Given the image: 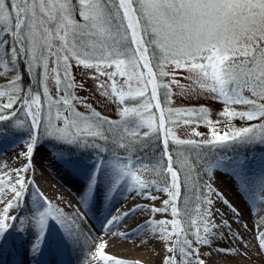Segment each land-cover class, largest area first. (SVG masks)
<instances>
[{"label":"snow or ice","instance_id":"obj_1","mask_svg":"<svg viewBox=\"0 0 264 264\" xmlns=\"http://www.w3.org/2000/svg\"><path fill=\"white\" fill-rule=\"evenodd\" d=\"M74 66L91 70L98 93L117 105L116 119L77 94L85 86ZM181 71L191 81L187 88L176 78ZM173 85L181 94L210 95L223 105L219 119L206 106L171 107ZM181 125L193 138L173 131ZM18 133L27 136L26 162L10 186L0 176V204L12 193L0 212V257L23 247L19 237L28 233L32 264H48L50 243L58 253L60 244H81L72 232L52 237L49 223H60L63 213L38 188L27 200L34 181L26 175L34 174V153L47 143L76 177L84 208L100 210L121 189L135 193L153 203L132 233H144V243L164 242L171 255L163 264H206L202 248L211 257L217 240L239 238L227 220H215L217 200L240 215L210 183L215 175L231 173L252 201L250 211L264 204V0H0V137ZM143 210L135 204L120 215L109 212L102 227L113 238H130L119 229ZM257 239L264 250V231ZM107 247L96 245L99 264H127Z\"/></svg>","mask_w":264,"mask_h":264},{"label":"bare ground","instance_id":"obj_2","mask_svg":"<svg viewBox=\"0 0 264 264\" xmlns=\"http://www.w3.org/2000/svg\"><path fill=\"white\" fill-rule=\"evenodd\" d=\"M42 171H37V174L41 175ZM40 178V179H39ZM39 181L36 182L31 192L34 194L37 188L43 193L45 197L63 213L61 222H50L49 229L52 237L56 241L60 240L61 232L67 235L69 232L74 234H80L81 244L79 246L69 244L67 246L60 244V252L56 251L57 245L50 243L49 252L46 254L48 264H99V261L93 258V254L96 251V245L102 241H107L108 247L105 251L115 258L123 259L127 264H144L143 260L148 254H154L153 257L160 259L167 254L165 244L157 239H148L146 243L145 234H134L132 229L136 227L138 223H141L148 215L146 207L150 206L152 201H144L136 194H131L128 191L115 193L113 198L104 203L100 210L93 209L87 210L78 200V183L77 180H64L51 179L46 174L40 176ZM10 186L14 182L13 177L7 180ZM64 183V184H63ZM131 194V195H130ZM153 195H161L156 193ZM12 196L11 192H5L3 199L4 204L7 203ZM166 198V197H164ZM4 204H0V212H2ZM135 204H141L144 206V210L133 214L127 219L126 223L119 229L121 232L129 233L130 238H113L110 234L103 229L104 218L111 212L112 215H120L123 212L128 211ZM156 206H160V201L155 202ZM219 209L220 213L215 215L216 222L225 220V215L228 217L227 221L231 225L232 233H238L239 238L228 237L225 239L217 240L213 244L212 249L216 248H233L240 254H231L225 256L223 253L218 254L222 260L214 259V262L210 264H264V250H261L258 244V235L260 231H264V222L259 224L257 228L256 221L263 216L257 215L254 217H245L239 209V217H236L232 211L229 212L222 210V206L215 204L213 211ZM70 216H75L74 219L66 218L65 213ZM222 213V215H220ZM78 216V218H77ZM165 217L156 215L155 219H163ZM169 219V217H166ZM246 226V227H245ZM225 233L227 229H223ZM19 239L26 241L23 247H20L18 251H14L12 255L5 253V259L0 257V264H12L18 262L19 264H32L31 257L27 253V241L32 239L31 233L22 235ZM19 242V241H18ZM216 261V263H215Z\"/></svg>","mask_w":264,"mask_h":264},{"label":"rangeland","instance_id":"obj_3","mask_svg":"<svg viewBox=\"0 0 264 264\" xmlns=\"http://www.w3.org/2000/svg\"><path fill=\"white\" fill-rule=\"evenodd\" d=\"M91 70L83 69L82 67H73L72 74L75 76L77 81H81L84 83V90H77V94L83 97H88V102L93 105L97 110L101 111L105 116H108L110 118L116 119V111H117V105L115 103L111 102V97H108L107 99L103 97L101 94L98 93L97 89L95 88V81L92 79H89L88 76L90 74ZM188 74L186 72H178L177 73V79L180 81V85L185 86L187 88L188 85L191 84V81L187 79H182V77H186ZM103 79V77H101ZM168 78H165V81H167ZM50 89H52L53 94L55 93V89L53 84L49 83ZM172 92L174 95L172 96L173 103L171 104V107H192V106H206L210 111V116L212 119H219L218 112L223 107L222 104L214 101L210 95L207 93H204L202 95H196L195 93L191 91H186L184 94H181V88L177 85L172 86ZM81 111H84V109H80ZM21 118H24V114L20 113ZM236 127L243 126V122L236 120L233 122ZM198 131L205 134L206 138L208 135V128L201 125L198 129ZM219 130L225 131L227 130L225 125L222 123L219 125ZM173 131H175L181 138H193L190 137V133L192 129L190 127H186L181 125L180 127H173ZM196 139H202L201 137H195ZM27 145V136L18 133L10 138H3L0 137V176H3L5 181L9 179L8 175L10 174V178L13 177V180L15 182L16 178V172L15 169L21 168L25 164V158L21 155L26 148ZM255 155L261 154L259 150H257ZM34 165L40 169L41 175L37 174V172H34L30 170L26 175V180H33L34 184L32 187H29L26 192V197L29 202V205L32 202L33 199V193L31 192V188L36 185V182L39 181V177L42 175H47L49 178L54 179V177L57 176V172L59 170H65L61 165L58 164V162L53 158V150L50 144H43L42 147L38 146L36 152L34 153ZM39 178V179H38ZM13 182V183H14ZM210 183L213 184V187L218 189L220 192L223 193V196L233 205L236 209H239L241 214L243 216L252 218L254 216L260 215L263 216L264 214V204L258 205V213L250 211V208L252 207V201L247 197V195L242 196L241 193L237 189L238 181L233 178L231 173H223L219 172L215 175L214 179L210 181ZM118 192H126L124 189H121ZM117 192V193H118ZM157 192H153L152 194H156ZM135 194V193H131ZM130 194V195H131ZM12 199V196L9 198V200ZM213 199H216L215 196H213ZM8 200V201H9ZM7 201V202H8ZM146 200H143L144 202ZM247 201V202H246ZM222 206V210H225L226 212H229V208L225 206L222 202L217 200L216 204H219ZM6 204V203H5ZM65 213V212H64ZM12 215H16L17 212L14 211L11 213ZM31 214V208L29 207L26 211L25 215ZM222 214V213H221ZM220 214V215H221ZM66 218H72L74 219V216L64 214ZM169 220L172 219L170 215H168ZM78 218V216H77ZM225 220L228 219V217L225 215ZM217 223H220L218 221ZM160 241V240H159ZM162 242V241H161ZM164 243V242H163ZM27 248V246H25ZM210 249L208 248H202L201 252L203 254L202 258L206 259V264H210L214 262V259L216 260H222L221 257H218V254L215 249H212V256L208 257V252ZM171 255L167 252V254L160 258L156 259L154 254H148V256L145 258L144 264H163L165 257ZM210 262V263H208ZM216 263V261H215Z\"/></svg>","mask_w":264,"mask_h":264}]
</instances>
